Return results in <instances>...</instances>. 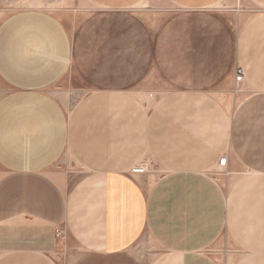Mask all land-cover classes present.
Here are the masks:
<instances>
[{"label":"crops","instance_id":"crops-1","mask_svg":"<svg viewBox=\"0 0 264 264\" xmlns=\"http://www.w3.org/2000/svg\"><path fill=\"white\" fill-rule=\"evenodd\" d=\"M178 1L195 20L239 19L225 66L210 35V61L177 77L236 85L234 108L194 83L152 105L121 88L71 103L51 89L72 57L63 21L42 9L0 21V264H264V0Z\"/></svg>","mask_w":264,"mask_h":264},{"label":"rangeland","instance_id":"rangeland-1","mask_svg":"<svg viewBox=\"0 0 264 264\" xmlns=\"http://www.w3.org/2000/svg\"><path fill=\"white\" fill-rule=\"evenodd\" d=\"M95 2L0 0V21L19 10L42 9L69 28L72 57L67 71L51 87L55 95L61 97L69 88L72 103L87 92L121 88L145 105H152L163 92L194 83L206 92L211 104L229 109L237 105L239 88L235 85L233 92L227 91L225 80L215 83L177 78L179 73L201 71L195 62L210 61L211 54H205L210 49L200 47L210 43V35H214L213 44L219 47L213 49V60L223 61L225 66V61L233 58L225 52L232 48L231 25L236 39L240 23L236 15L202 14L195 20L194 14L181 10L178 0H154V4L139 0L137 5L118 11L100 9ZM237 68L240 67L235 68V74ZM163 76L171 80H162ZM151 167L146 166V172H160L156 165Z\"/></svg>","mask_w":264,"mask_h":264},{"label":"built area","instance_id":"built-area-1","mask_svg":"<svg viewBox=\"0 0 264 264\" xmlns=\"http://www.w3.org/2000/svg\"><path fill=\"white\" fill-rule=\"evenodd\" d=\"M242 75H243L242 69L241 68H237L236 69V74H235V79L239 81L242 78ZM219 163L221 165H225L226 157H221L220 160H219ZM133 172L139 173V174L144 173V167L143 166H136V167L133 168ZM57 236L58 237L60 236V232L59 231H57Z\"/></svg>","mask_w":264,"mask_h":264},{"label":"bare ground","instance_id":"bare-ground-1","mask_svg":"<svg viewBox=\"0 0 264 264\" xmlns=\"http://www.w3.org/2000/svg\"><path fill=\"white\" fill-rule=\"evenodd\" d=\"M220 160V159H219ZM221 164L219 163V166H220ZM141 166H143L144 167V172L146 171V166L145 165H141ZM136 167V166H135ZM134 168V167H133ZM133 168H132V171H133ZM135 173V172H134Z\"/></svg>","mask_w":264,"mask_h":264}]
</instances>
